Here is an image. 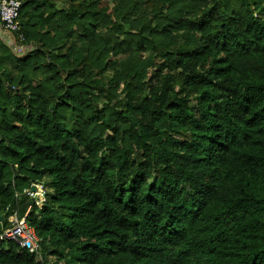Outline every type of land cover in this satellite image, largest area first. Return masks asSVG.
<instances>
[{"label": "clouds", "instance_id": "obj_1", "mask_svg": "<svg viewBox=\"0 0 264 264\" xmlns=\"http://www.w3.org/2000/svg\"><path fill=\"white\" fill-rule=\"evenodd\" d=\"M10 2L0 0L4 4ZM107 3L109 26L115 21L123 27L111 33L104 29L99 34H110L111 40L95 49L90 74L76 75L74 64L61 62L51 73L43 68L36 72L31 67L24 70L30 78L24 85L33 83L32 78L44 84L36 90L38 95L31 88L26 92L36 97V109L46 112L65 129H72L78 121L85 129L82 138L78 141L75 136L65 134L52 139L37 124L12 117L14 104L9 105L7 114L0 113V119L21 125L24 134L38 142L37 146L52 145L46 151L54 150L66 158L62 162L58 156L50 157L49 162L43 160L38 164L36 155H31L21 169L18 159L4 153V146L16 148L22 155H29L34 149L17 142L23 139L18 132L0 129V137L5 138L0 144V159L9 160L0 184L12 185L11 196H0L8 201L4 211L25 193L29 200L42 196L36 203L39 206L47 203L49 211L37 207V220L31 227L37 232L42 228L41 221L54 217L57 227L37 239L64 253L62 258L50 257L57 264H101L102 255L103 264L117 261L136 264L128 253L145 248L157 251L151 264H207L204 250L209 246V234L217 228L214 220L219 215L230 229L225 235L232 237L229 251L234 260L230 264H246L247 253L253 247H264V190L257 196L254 189L245 190L236 179L237 174L252 173L264 181V149L250 147L256 137L248 124L253 110L264 107V0H149L148 3L107 0ZM91 4L92 0H48L42 22L31 29L28 43L55 52L49 37L64 32L57 25L63 23L66 13L75 6L83 5L77 10L79 15ZM117 5L121 7L119 13L115 11ZM153 28L157 31L153 32ZM129 34L137 39L147 37L146 50L118 51V41H125ZM225 41L227 46L218 51ZM71 43L69 40L68 44ZM9 54L0 49V55ZM129 55L136 59L125 65ZM218 55L224 57L219 64ZM48 58L41 57L35 63L42 64ZM160 65L163 68L158 71ZM64 68L73 70V75L69 77L63 71L53 80H46L48 75ZM0 70L11 73L17 80L21 75L8 64L0 65ZM81 82L83 86L77 88ZM69 84L80 95L68 98L69 106L57 107L53 114V107L58 105ZM173 100L176 104L170 106ZM105 105H109L106 112L91 119ZM21 111L26 113L28 109ZM114 111L122 112L121 119L112 115ZM104 120L119 125L120 138L115 142L106 139L111 128L101 132ZM259 126L264 128V122ZM98 133L102 143L95 151H87L86 144L89 141L95 144ZM65 142L67 149L61 147ZM73 148L82 152L83 157L73 153ZM197 156L203 160L197 161ZM102 158L110 163L103 164ZM53 163L54 174L33 176L27 171L34 166L50 168ZM85 163L89 167L85 168ZM97 167H103V175L94 171ZM17 169L32 179L20 183L16 180ZM138 172L145 174V180L143 188L137 191L136 214H132L130 207L126 209L123 203H117V197L121 196L119 186L123 182L125 189L131 191L128 185ZM153 181H163L161 186L169 189L168 194L158 203H141ZM33 184L39 189L36 193L30 191ZM45 184L50 186L45 188ZM234 184L238 186L234 188ZM65 186L75 191V197L64 194ZM44 192L63 196L52 199L44 196ZM149 208L152 210L148 211ZM169 216L174 218L169 228L180 230L178 238L170 236L168 228L161 223ZM61 225L74 230L71 238L68 230H59ZM103 227L114 231L105 236L100 232ZM248 240L257 243L248 245ZM89 242L91 247H80ZM97 244L99 247H95ZM38 248L40 245L34 241L32 248L24 249L21 245L14 252H24L22 258L27 264H35V260L43 258L42 250L35 260L29 257ZM109 250L113 255H109ZM0 264H9V259L0 257Z\"/></svg>", "mask_w": 264, "mask_h": 264}, {"label": "trees", "instance_id": "obj_2", "mask_svg": "<svg viewBox=\"0 0 264 264\" xmlns=\"http://www.w3.org/2000/svg\"><path fill=\"white\" fill-rule=\"evenodd\" d=\"M149 0H145V3H148ZM48 5V0H22V6L20 10L19 21L21 24V32L23 33L25 40L24 43L28 46L29 49L25 51V53H17L13 51L9 45L7 44V38L0 31V49H4L9 52V55H0V65H11L13 69L20 72L21 75L19 79L13 76L9 72H5L0 70V113L7 114L9 112V105L14 104V110L11 112L12 117L17 120L27 121V123L32 124L35 123L44 129L50 138L52 139H60L65 134L68 136H75L79 141L85 129L79 126V122L77 121L72 129H65L59 122H53L52 117L48 116L46 112L40 111L36 109V97L34 95H26V92L29 88L32 89V93L37 94V89H42L44 84L40 81L35 80L33 83L24 85V81L26 79H30L25 73L24 70L31 67L33 72L39 71L41 68L45 69L47 72L51 73V70L57 67V63H71L75 65V74L76 75H88L89 69L92 67L94 61L92 59V55L97 47H102L104 43L108 40H111L110 34H105L103 36L99 35L104 29H108V33H111L114 29L122 28L123 25L116 23L115 21L111 22V27L109 26V18L106 12V8L108 7L107 0H92V4L88 6V9L85 11L79 12L77 15V10L83 5L75 6L70 12L66 13V16L63 20L62 24H58V29H64L63 34L61 35L58 31L56 36L49 37V42L52 45H55L56 50L53 52L50 48L40 46L37 44L33 47L28 40L31 36V29L37 27L39 23H41V18L43 17V12L46 10V6ZM136 5L133 4V7ZM63 11V9H61ZM115 11L119 13L121 11L120 5H117ZM234 11H236L234 9ZM153 32L157 31L156 28L152 29ZM47 35V33H46ZM3 38L7 41L5 42ZM71 40L72 43L69 45L68 41ZM123 46V47H122ZM227 46V42L220 46L218 51H223V49ZM118 51H123L125 53H135L146 50L147 47V37L136 38L135 35L129 34V37L125 41H118L116 45ZM67 50H64V49ZM48 56V60L44 63H35L41 57ZM136 57L134 55H129L128 60L124 61V64L132 62ZM218 64L224 60L223 56H217ZM119 63V61H116ZM163 68V65H160L158 71ZM219 71H223L222 67L218 68ZM63 71L68 72V76L71 77L73 75V70L64 68L58 69L55 74H50L46 77V80H53L55 77L61 75ZM67 79V77H66ZM205 79H207L205 77ZM211 83V81H209ZM84 82H81L77 85V88L82 87ZM20 85H24V88L21 89ZM63 86V85H62ZM163 85L161 84V87ZM97 88H100L101 91L103 89L100 85H96ZM38 95V94H37ZM80 95V91L73 90V85L69 84L65 89V93L61 96L58 101V105L54 106L52 111L55 114L57 107H68L69 100L68 98H75ZM247 99V98H246ZM176 101L173 100L170 103V106H174ZM27 108L28 111L22 112V109ZM109 108V105H105L103 108H98L96 110L95 115L91 119L99 118L106 110ZM264 107L257 106L252 114L249 117L248 124L253 129L256 139L250 145V147L254 149H264V128L259 125L264 122ZM116 119H121L122 112L114 111L112 113ZM260 118L259 120L257 118ZM91 120L89 121V123ZM199 126L196 128L199 130ZM111 128V133L106 137V139L115 142L120 138V131L118 124H109L107 120L103 121V127L101 132L105 129ZM0 129L3 131H15L23 136L22 140H17L19 144L22 146L26 145L29 148H33L34 151L29 153V155H22L18 149L11 148L7 145L4 146L3 151L6 155H10L13 159H18V163L21 169L24 168V165L29 162L31 155H36L37 163L49 162L48 158H55L58 156V159L62 162H66V158L64 156H60L59 154L54 153L53 151H46V149H52V145H38V142L33 140L31 137L26 136L21 129V125L16 123H10L7 119H0ZM39 135V133H37ZM247 135V134H246ZM100 134L98 133L96 136V143H92L89 141L86 144L85 148L89 152L95 151L96 147L102 143L99 138ZM4 137H0V144H3ZM62 148L67 149V142L61 144ZM73 153L77 156L83 157V153L77 150L76 148L72 149ZM197 161H202L203 157L197 156ZM249 159H252V154H249ZM103 164H109L106 158H102ZM142 164L145 162L142 161ZM9 164V160L0 159V179L4 177V169L7 168ZM84 167H89L88 163L84 164ZM21 169H17L16 180L20 183H24L26 181H30L32 177L28 175H21ZM55 164L53 163L50 168H42V167H32L27 171L31 172L33 176H43L45 173L54 174ZM94 171H98L101 175H103V167L94 169ZM236 179L245 186V190L247 188H252L256 191L257 196L260 191L264 190V181L257 175L252 173L240 175L237 174ZM145 180V174L143 172H138L132 179V183L128 185V189H125L123 182L119 187L121 191V196L117 197V203H123L125 208L129 209L132 214H136L137 205L135 201L138 199L137 191L138 189L143 188V181ZM38 183V182H37ZM55 183V182H53ZM163 181H153L149 184L148 191L144 193L143 200L140 202H146L147 204H155L159 202V199L168 194L169 189L162 187ZM50 185L45 184L44 187L47 188ZM238 185H233V187H237ZM11 183L7 186L0 184V196L7 195L11 196L9 192V188H11ZM64 194L69 195L70 197H75L76 193L72 188L65 186ZM45 196H51L52 199H58L63 196L53 195L50 193H45ZM97 199H100L97 196ZM129 202V203H128ZM8 201L7 199H0V215L5 217L4 221L0 223V235L5 228L9 226L8 216L14 210L17 211L18 216L20 218L26 217L27 223L31 226L36 223L37 217L35 215V210L37 207H41V211L48 212L49 208L47 203L42 206L37 205L34 199L29 200L28 195L24 194L22 199L13 200L12 207L7 211H4L7 208ZM29 205L31 206V210L29 209ZM152 209L149 208L148 211ZM199 213V210H197ZM155 215V213H153ZM145 216H147V212H145ZM123 219V218H122ZM174 218L169 216L162 219L161 223L165 228H168L170 236L179 237L180 230L175 227L169 228L170 222ZM235 219V217L233 218ZM103 220V217H101ZM139 221H137L138 223ZM42 228L36 233L38 236H44L47 234L49 229L57 227L54 224V217H46L45 221L40 222ZM214 223H217V228L214 233L209 234V246L204 250V256L206 257L207 264H230L231 261L234 260V257L231 255L229 249L232 247L230 241L232 239L231 235H225V232H230L228 226L221 222V217L219 215L215 216ZM229 224L231 221L228 222ZM99 227V225H98ZM59 230L64 232L68 230L69 238H71L72 232L66 225L59 226ZM36 231V230H35ZM114 229H110L108 227H103L100 229L105 236L111 234ZM100 232H97L96 235H100ZM67 238V237H65ZM55 242V238H54ZM169 243L172 241L169 240ZM108 243L111 244L112 240L109 239ZM248 245H255L257 242L253 240L247 241ZM3 245H9L4 247ZM214 245V246H213ZM20 247L16 242L11 240H1L0 239V257H4L5 259H9V264H27V261L22 258L24 252L15 251L14 248ZM81 248H89L91 247V242L85 243L80 246ZM95 247H99V245H95ZM41 250L43 258L40 260H35L37 254L31 253L29 257L30 260H35V264H57L56 261H51V256H58L60 258L63 257L64 253L59 250L57 247L49 248L45 245L44 240H41ZM40 250V252H41ZM103 251V250H102ZM157 254L155 249L145 248L142 251H138L136 249H132L128 255L132 258H135L136 264H151L152 257ZM109 255H113L111 250H109ZM117 255H122V253H117ZM249 259L246 264H264V247L255 248L253 247L252 251L247 253ZM15 258L11 260L10 258ZM79 259V258H78ZM104 256L100 257V262L103 264ZM116 264H122L121 261H117Z\"/></svg>", "mask_w": 264, "mask_h": 264}, {"label": "built area", "instance_id": "obj_3", "mask_svg": "<svg viewBox=\"0 0 264 264\" xmlns=\"http://www.w3.org/2000/svg\"><path fill=\"white\" fill-rule=\"evenodd\" d=\"M17 4H19V7H17ZM21 6V0H11V2L7 4L0 3V31L7 38L11 49L17 53L23 54L28 49V46L24 43L25 37L21 32V24L19 21ZM22 36L24 37L23 40H21ZM22 44L24 45L23 47L21 46ZM32 186L36 187L35 191L31 189ZM32 186L30 188L31 192L36 193L39 191L36 184ZM45 193L46 192L43 193L44 196ZM39 198H42V196L34 198L35 202ZM7 219L9 226L3 230L0 239L14 241L19 246L23 245L24 249L32 248L33 242L35 241L40 245V248L32 253L37 254L40 252L41 240L37 239L38 234L35 229H32L27 223L26 217L20 218L17 211L14 210Z\"/></svg>", "mask_w": 264, "mask_h": 264}, {"label": "water", "instance_id": "obj_4", "mask_svg": "<svg viewBox=\"0 0 264 264\" xmlns=\"http://www.w3.org/2000/svg\"><path fill=\"white\" fill-rule=\"evenodd\" d=\"M33 191L36 190V187L35 186H32L31 188ZM5 217L3 215H0V223H2L4 221Z\"/></svg>", "mask_w": 264, "mask_h": 264}, {"label": "rangeland", "instance_id": "obj_5", "mask_svg": "<svg viewBox=\"0 0 264 264\" xmlns=\"http://www.w3.org/2000/svg\"><path fill=\"white\" fill-rule=\"evenodd\" d=\"M3 40L5 41V42H7L4 38H3ZM7 44H8V42H7ZM29 49V48H28ZM51 261H54V260H51Z\"/></svg>", "mask_w": 264, "mask_h": 264}]
</instances>
